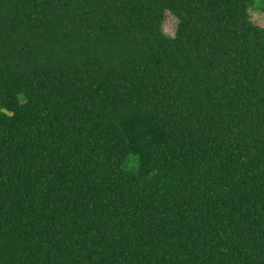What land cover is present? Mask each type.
Instances as JSON below:
<instances>
[{"label": "trees", "instance_id": "1", "mask_svg": "<svg viewBox=\"0 0 264 264\" xmlns=\"http://www.w3.org/2000/svg\"><path fill=\"white\" fill-rule=\"evenodd\" d=\"M254 7L0 0V264H264Z\"/></svg>", "mask_w": 264, "mask_h": 264}, {"label": "rangeland", "instance_id": "2", "mask_svg": "<svg viewBox=\"0 0 264 264\" xmlns=\"http://www.w3.org/2000/svg\"><path fill=\"white\" fill-rule=\"evenodd\" d=\"M254 4L258 5V0H254ZM251 19L254 24L264 27V10L260 8L250 9ZM178 21L174 15L168 13L164 22V32L168 36H174L177 29Z\"/></svg>", "mask_w": 264, "mask_h": 264}]
</instances>
